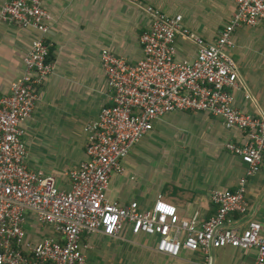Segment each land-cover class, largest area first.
I'll return each instance as SVG.
<instances>
[{
    "label": "built area",
    "instance_id": "2783aa9c",
    "mask_svg": "<svg viewBox=\"0 0 264 264\" xmlns=\"http://www.w3.org/2000/svg\"><path fill=\"white\" fill-rule=\"evenodd\" d=\"M123 1L150 18L139 38L142 58L132 64L101 51L109 104L86 127V160L66 173L68 190L60 189L54 176L26 166L21 128L31 119L39 90L53 70L52 44L46 40L51 17L41 0L3 2L0 20L32 29L36 36L23 60L24 74L11 84L9 95L0 96V264H86L82 234L116 237L126 225L133 235L156 236V251L169 257L186 249L202 252L211 262L219 248H254L253 264H264V234L261 225L247 217L246 199L247 179L259 172L263 159L264 113L239 111L232 95L233 89L243 87L232 55L234 32L264 20V0H232L235 10L213 42L187 29L180 14H166L144 0ZM177 37L196 47L193 59H176ZM174 111L206 113L245 135L242 144L225 145L247 166L245 176L234 191H212L216 211L204 221L180 217L176 207L161 198L145 210L136 202L123 206L108 198L110 179L123 173L131 149L156 119ZM29 213L58 237L27 241L24 224Z\"/></svg>",
    "mask_w": 264,
    "mask_h": 264
},
{
    "label": "crops",
    "instance_id": "0c3cea01",
    "mask_svg": "<svg viewBox=\"0 0 264 264\" xmlns=\"http://www.w3.org/2000/svg\"><path fill=\"white\" fill-rule=\"evenodd\" d=\"M4 0H0V10ZM51 17L46 40L52 44L51 74L41 86L34 112L22 124L27 150L26 166L56 179L68 190L66 173L86 160L87 125L109 104L100 61L108 50L129 63L142 58L140 35L150 18L123 0H41ZM160 11L180 14L183 24L206 42H213L235 10L232 0H144ZM36 36L0 20V96L10 94L13 82L24 74V57ZM233 59L243 87L233 89V105L243 113H264V20L256 27H240L233 35ZM176 59L191 60L197 49L187 39L175 40ZM245 135L226 129L221 119L202 112L174 111L156 119L123 160L124 171L110 179L108 198L120 205L136 202L141 210L158 198L174 205L180 217H211L215 190L234 191L247 166L225 145H240ZM247 217L261 225L264 234V153L260 170L248 177ZM238 219V217H236ZM24 228L27 241L57 238L51 226L29 213ZM157 237L133 235L126 225L116 237L82 234L86 264H253L256 249L223 247L213 251L211 262L200 251L182 249L177 257L156 251Z\"/></svg>",
    "mask_w": 264,
    "mask_h": 264
}]
</instances>
